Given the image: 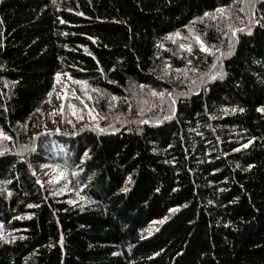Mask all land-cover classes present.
I'll return each instance as SVG.
<instances>
[{"label": "trees", "instance_id": "obj_1", "mask_svg": "<svg viewBox=\"0 0 264 264\" xmlns=\"http://www.w3.org/2000/svg\"><path fill=\"white\" fill-rule=\"evenodd\" d=\"M57 74L96 119L33 135ZM258 108L264 0H0V264H264Z\"/></svg>", "mask_w": 264, "mask_h": 264}, {"label": "rangeland", "instance_id": "obj_2", "mask_svg": "<svg viewBox=\"0 0 264 264\" xmlns=\"http://www.w3.org/2000/svg\"><path fill=\"white\" fill-rule=\"evenodd\" d=\"M179 37L181 39L182 35ZM94 97L96 96L90 88L69 80L65 75H59L50 95L37 108L32 134L35 135L60 127L74 130L76 127L94 121L96 113L91 108ZM69 104L72 105L71 108ZM1 141L3 139H0ZM47 169L46 180L55 182L63 177L57 179L61 171L55 167L51 166ZM2 233L3 229L0 227V235Z\"/></svg>", "mask_w": 264, "mask_h": 264}, {"label": "snow or ice", "instance_id": "obj_3", "mask_svg": "<svg viewBox=\"0 0 264 264\" xmlns=\"http://www.w3.org/2000/svg\"><path fill=\"white\" fill-rule=\"evenodd\" d=\"M215 11H216V12H220L221 14L224 13V9H222V8H218V9H216ZM210 15H212V14H211V13H208V12H205V13H204V16H210ZM213 18H214V17H213ZM248 31H249V34H250L251 29H248ZM173 35H177V36H178L179 34H178V33L170 34V36H169L168 38L171 39ZM233 35H235V32H233ZM193 39H195V40H196V43L200 45V51H202V52H207V51H209V49H207V48L205 47L204 43L199 39L198 36L193 37ZM181 48H187V50H188L189 52H191V47H190V46H186V45H183V44H182V45H181ZM57 75H59V74H57ZM65 75H67V74H65ZM218 75L220 76V78H223V74H222V73H220V74H218ZM212 78L214 79L215 77H212ZM77 83H79V84H81V85L84 84L83 81H77ZM49 95H50V93H49ZM153 95H156V93H153ZM112 99L115 100L116 97L113 96ZM81 103H83V101H81ZM69 107L71 108L72 105L69 104ZM233 111H236V109H233ZM240 111H243V109H240ZM257 111H258V112H264V108H258ZM141 123H147V121H141ZM100 131H103V129H101ZM0 139L8 140L9 137H8V136H7L2 130H0ZM249 143H251V141H249ZM244 147H247V145H244ZM63 175H64V173L61 171V172L58 174L57 179H59V178H60L61 176H63ZM73 175H75V173H73ZM37 183H39V181H37ZM29 207H31V205H29ZM170 211H173V210L170 209ZM161 222H162V221H161ZM21 239H23V237H21ZM114 255H115V253H114Z\"/></svg>", "mask_w": 264, "mask_h": 264}, {"label": "bare ground", "instance_id": "obj_4", "mask_svg": "<svg viewBox=\"0 0 264 264\" xmlns=\"http://www.w3.org/2000/svg\"><path fill=\"white\" fill-rule=\"evenodd\" d=\"M198 17V16H197ZM199 19V18H198ZM193 20V19H192ZM197 20V19H196ZM200 27V26H199ZM108 131V130H107ZM68 139V138H67ZM30 170V169H29Z\"/></svg>", "mask_w": 264, "mask_h": 264}]
</instances>
